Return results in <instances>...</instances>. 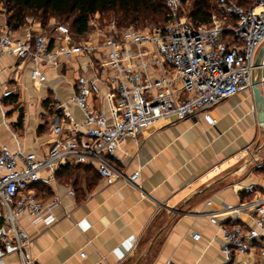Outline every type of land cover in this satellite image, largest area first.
Returning a JSON list of instances; mask_svg holds the SVG:
<instances>
[{"label": "built area", "instance_id": "obj_1", "mask_svg": "<svg viewBox=\"0 0 264 264\" xmlns=\"http://www.w3.org/2000/svg\"><path fill=\"white\" fill-rule=\"evenodd\" d=\"M163 2L167 22L150 29L92 17L83 36L54 19L36 33L37 20L28 16L23 35L0 29V54L31 63L33 81L44 83L49 74H59L61 66L69 70L70 63L79 58L92 68L91 75L85 70L78 74L70 100L52 105L53 140L45 153L0 147V248L16 252L20 264H35L31 238L20 219L53 223L62 202L58 193L41 198L37 185L55 183L57 173L68 166L91 165L108 185L121 180L140 188L139 171L126 173L115 163L124 141L139 145L143 130L162 119L179 122L201 115L206 123L216 125L212 108L252 90L256 68L264 95V55L260 65L255 64L264 44V0L250 7L236 0H216L224 19L214 12L209 24L191 21L184 13L183 0ZM102 84L113 94L111 115L93 102ZM11 94V89L3 92V96ZM72 104L82 112V121L75 118ZM256 147L245 148L238 168L244 177L233 184L248 198L237 204L223 203L220 211L206 213L222 234L223 264H249L253 257L264 264V190L254 179L255 174H263L264 158L258 156ZM67 193L75 195L71 187ZM221 214L233 222L223 223ZM200 237V233L193 234L196 241Z\"/></svg>", "mask_w": 264, "mask_h": 264}, {"label": "crops", "instance_id": "obj_2", "mask_svg": "<svg viewBox=\"0 0 264 264\" xmlns=\"http://www.w3.org/2000/svg\"><path fill=\"white\" fill-rule=\"evenodd\" d=\"M42 27L37 20L34 31ZM5 28L23 35L28 23L9 28L2 5L0 29ZM31 67L0 54V147L45 153L53 140L52 105L70 100L78 74L91 75L92 68L79 58L69 70L61 66L59 74L38 83L30 78ZM101 88L93 102L111 115L113 94L105 84ZM8 89L12 94L3 96ZM71 109L82 121V112L74 104ZM211 114L218 121L214 126L201 115L162 119L143 130L139 145L122 143L115 163L126 173L139 171L140 188L121 180L108 185L91 165L61 169L55 183L37 185L41 198L58 193L62 202L53 223L20 219L35 264H223L222 234L206 213L248 198L233 184L244 177L238 168L249 144L264 158V126L258 124L252 90L222 101ZM254 179L264 190V171ZM69 187L75 195L67 193ZM219 219L233 222L227 214ZM194 233H200L198 241ZM0 264H20L19 255L0 248ZM249 264L259 263L253 257Z\"/></svg>", "mask_w": 264, "mask_h": 264}, {"label": "trees", "instance_id": "obj_3", "mask_svg": "<svg viewBox=\"0 0 264 264\" xmlns=\"http://www.w3.org/2000/svg\"><path fill=\"white\" fill-rule=\"evenodd\" d=\"M192 2L188 15L194 23L209 24L212 14L218 10L216 0H183L184 6ZM256 0H236L250 7ZM7 13L8 27L17 29L26 22L29 13H39L43 26L53 17L62 19L77 35H85L93 15L113 11L119 26H146L150 22L162 23L168 18V9L163 0H0ZM72 166H68V169ZM79 167V166H75Z\"/></svg>", "mask_w": 264, "mask_h": 264}, {"label": "water", "instance_id": "obj_4", "mask_svg": "<svg viewBox=\"0 0 264 264\" xmlns=\"http://www.w3.org/2000/svg\"><path fill=\"white\" fill-rule=\"evenodd\" d=\"M264 55V44L260 48L258 55L256 57L255 64L258 67L261 63L262 57ZM259 69L256 68L252 75V92H253V99L255 105V111L257 115V121L259 124L264 126V95L259 88L258 81H259ZM264 137V132H263ZM264 146V142L262 143V147Z\"/></svg>", "mask_w": 264, "mask_h": 264}, {"label": "rangeland", "instance_id": "obj_5", "mask_svg": "<svg viewBox=\"0 0 264 264\" xmlns=\"http://www.w3.org/2000/svg\"><path fill=\"white\" fill-rule=\"evenodd\" d=\"M0 6H2V4H0ZM218 8V7H217ZM191 9H192V2H188L186 5H185V14L186 15H189L190 12H191ZM215 14L217 15L218 18L220 19H224V13L222 12V10H220L218 8V10H215L214 11ZM28 17H32L36 20H39V13H29V15H27ZM94 18H97L100 22H104V21H110L111 19H115V13L113 11H109V12H105V13H98V14H95L93 15ZM54 19L55 21H60L62 22L63 20L60 19V18H57V17H53L51 18L50 20ZM49 20V21H50ZM40 21V20H39ZM162 23V21H160L159 23H156V22H150L148 23L146 26H140V28H153L155 26H159L160 24ZM135 26V25H134ZM9 30V29H8ZM263 141V139H261Z\"/></svg>", "mask_w": 264, "mask_h": 264}]
</instances>
